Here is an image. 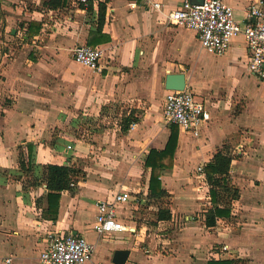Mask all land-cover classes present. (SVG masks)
<instances>
[{
	"label": "crops",
	"instance_id": "crops-1",
	"mask_svg": "<svg viewBox=\"0 0 264 264\" xmlns=\"http://www.w3.org/2000/svg\"><path fill=\"white\" fill-rule=\"evenodd\" d=\"M149 1L88 0L85 7L65 0L54 10L49 0H0V264H41L56 233L93 244L87 264H114L117 250L129 251L125 264H264V86L248 70L247 45L237 38L225 57L211 54L225 62L207 69L210 82L202 80L196 71L207 51L195 31L169 21L182 0ZM225 1L243 22L259 0ZM78 46L103 51L101 73L73 60ZM164 73H184L211 120L198 137L178 127L172 167L158 176L166 194L153 197L146 159L171 136L158 87ZM127 119L137 127L124 135ZM108 122L112 129L104 128ZM224 145L236 157L230 175L240 196L232 218L209 228L212 202L198 169ZM48 165L78 171L60 192L58 212L56 203L48 211ZM122 188L132 200L119 207L118 219L134 231L99 237L97 204ZM161 209L170 220H157Z\"/></svg>",
	"mask_w": 264,
	"mask_h": 264
},
{
	"label": "built area",
	"instance_id": "built-area-1",
	"mask_svg": "<svg viewBox=\"0 0 264 264\" xmlns=\"http://www.w3.org/2000/svg\"><path fill=\"white\" fill-rule=\"evenodd\" d=\"M85 7L88 0H79ZM144 5L149 0H136ZM137 4H131L136 8ZM155 10L163 5L154 2ZM169 21L178 28L196 32L201 48L210 54L226 56L232 43L243 38L248 48V70L264 86V1L252 3L246 11L245 20L236 19L235 10L225 0H182L181 5L169 15ZM73 60L97 73L103 71V51L90 46H78L72 51ZM165 124L175 125L192 136H200L204 126L211 120V114L204 101L187 88L184 91H168L163 110ZM137 127L131 124L129 132ZM128 132V133H129ZM68 149H72L71 146ZM198 172L206 179L203 167ZM208 199L211 201L210 197ZM132 200L130 192L121 189L112 199L97 204L98 214L93 225L99 236L133 233V229L118 219V209ZM47 247L40 254L41 264H87L92 257L94 245L79 234H51ZM224 252L228 247H223ZM215 252H213L214 254Z\"/></svg>",
	"mask_w": 264,
	"mask_h": 264
},
{
	"label": "trees",
	"instance_id": "trees-1",
	"mask_svg": "<svg viewBox=\"0 0 264 264\" xmlns=\"http://www.w3.org/2000/svg\"><path fill=\"white\" fill-rule=\"evenodd\" d=\"M67 3V2H66ZM65 5V0H49L46 6L49 9H58ZM105 10L104 4L100 5L99 15V30L102 31L105 23ZM136 123L135 120H125V124L122 129L124 135L128 134L131 124ZM170 139L162 151L151 150L147 159L146 167L152 169L150 180V193L151 196L165 195L166 192L162 190L160 182L158 180L159 174L172 167V160L174 159L176 149L178 146L179 128L175 125H171ZM236 157L231 153L230 149L224 145L213 156L211 161L205 166L204 171L206 175V181L209 187V197L211 199V208H209L205 215V223L209 228H213L217 225L219 220H228L232 218L233 203L238 200L240 196V190L233 182L230 175L231 165ZM169 160L170 163L166 164L165 161ZM78 173L74 168L68 166L48 165L45 168V179L49 189V210L56 203V211L58 212V202L60 199V192L69 189L70 182L73 177ZM55 211V212H56ZM53 212V209L50 211ZM172 217L169 210H160L158 214V221H168ZM52 219L56 217L52 216ZM243 260H211L209 264H244Z\"/></svg>",
	"mask_w": 264,
	"mask_h": 264
},
{
	"label": "rangeland",
	"instance_id": "rangeland-1",
	"mask_svg": "<svg viewBox=\"0 0 264 264\" xmlns=\"http://www.w3.org/2000/svg\"><path fill=\"white\" fill-rule=\"evenodd\" d=\"M240 43L243 45L244 42L242 40H240ZM198 48L199 47H196L195 52H196V50H198ZM222 57H225V56H222ZM224 62L225 61L223 59H221V58L218 59V57H214V55L208 54L207 52L206 53H201L200 54V63L198 65V67H197V71L196 72L198 73V76H200V79L210 82L213 79V77H209L210 75L207 74V69L210 68V67H217V66L221 65ZM184 73H186V72H184ZM165 75H166L165 73L162 74L160 76L159 80H158V83H159L158 87H159L160 92L162 94H164V98H165V91H164V79H165ZM216 80H219V79L216 78ZM222 80H223L222 81L223 82V85H225V82H227L226 81L227 78L222 77ZM229 80L232 83V79H229ZM133 119H137V118L134 117ZM113 124H114V122L113 123L112 122H108V123H106L104 125V128L112 129V127H114ZM124 124H123V126H124ZM165 126L168 127V124H165ZM85 131H86V129L84 131L81 130V134H83V132H85ZM84 134H86V133H84ZM128 134H130V132Z\"/></svg>",
	"mask_w": 264,
	"mask_h": 264
},
{
	"label": "water",
	"instance_id": "water-1",
	"mask_svg": "<svg viewBox=\"0 0 264 264\" xmlns=\"http://www.w3.org/2000/svg\"><path fill=\"white\" fill-rule=\"evenodd\" d=\"M195 2L203 0H194ZM187 86V79L184 73H168L164 79V91H184ZM129 251L117 250L114 254V264H125L128 259Z\"/></svg>",
	"mask_w": 264,
	"mask_h": 264
}]
</instances>
